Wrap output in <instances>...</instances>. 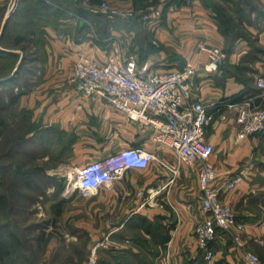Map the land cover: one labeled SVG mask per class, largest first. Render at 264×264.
<instances>
[{
    "label": "crops",
    "instance_id": "1",
    "mask_svg": "<svg viewBox=\"0 0 264 264\" xmlns=\"http://www.w3.org/2000/svg\"><path fill=\"white\" fill-rule=\"evenodd\" d=\"M105 1L119 13L110 16L101 11ZM103 2L0 0V43L10 34L18 42L11 47L0 44V69L7 64L0 76L10 72L9 78L17 76L24 60L15 47L26 37L35 38L34 46L42 51L28 62L34 63V68L26 64L20 74H30L41 82L24 93L21 105L30 112L32 122L61 132L58 140L70 143L72 166L78 169V165L127 147L153 150L169 165H175L176 153L154 140L151 125L131 118L104 96L86 94L72 79L73 73L81 55L105 63L115 35L123 38L129 57H135L139 64L149 61L153 71L183 69L188 62H198L193 94L212 115L207 138L215 146L210 160L218 171L217 183L243 176L220 198L233 207L238 223L243 224L238 230L241 244L219 231L211 244L213 257H205L195 232L204 217L199 163L191 166L186 162L181 163L174 182H170L173 173L169 168L153 162L147 168L126 170L87 194L77 190V184L68 183L69 195L55 203L57 217L72 226L67 234L72 244L78 246L76 242L83 240L80 253L88 255L96 242L108 237L103 249L142 253L146 248L158 254L155 264H251L244 257L250 251L264 264V132L239 136L237 113L229 107L230 102H243L248 96H255L256 104L264 106V98L257 97L261 89L256 83V76L264 73V52H252L245 39L228 42L216 14L203 0L191 5L172 1L159 19L154 11H148L145 19L150 34L145 37L125 24L139 16L136 0ZM13 4L16 9L10 11ZM79 7L94 15H80ZM99 20L105 24L97 30ZM20 25L23 32L12 36L11 30L16 26L20 30ZM34 30L40 33L36 37ZM212 45L221 46L226 57L218 69L208 72L205 64L209 56L203 47ZM214 103L222 108L217 110ZM164 236L167 239L162 243Z\"/></svg>",
    "mask_w": 264,
    "mask_h": 264
},
{
    "label": "built area",
    "instance_id": "2",
    "mask_svg": "<svg viewBox=\"0 0 264 264\" xmlns=\"http://www.w3.org/2000/svg\"><path fill=\"white\" fill-rule=\"evenodd\" d=\"M191 5L195 0H184ZM15 4L10 11H13ZM101 11L115 16L119 11L105 1ZM156 18H161V9L154 10ZM133 13V12H131ZM146 15L145 17H147ZM209 61L205 64L208 72H213L226 57L219 45L205 46ZM200 65L191 61L183 69L153 71L149 61L139 64L135 57H129L122 37L114 36L111 54L105 63L81 55L76 62L73 80L89 95L106 97L117 109L125 111L131 118L143 121L154 128V140L172 150L177 155V163L169 165L153 150L127 147L105 158L90 160L81 165L76 172L77 188L84 194L98 190L106 183L119 178L126 170L147 168L158 162L173 173L174 182L180 173L182 162L191 166L199 163V179L203 192L202 208L204 217L195 228L199 246L206 258H212V242L219 231L231 235L241 244L238 232L243 224L238 223L232 206L221 201L227 188L235 187L243 176L217 183L218 171L211 162L215 150L207 138V126L212 115L206 105L193 94V80ZM261 89L257 97L264 98V73L256 76ZM217 110L221 104L214 103ZM229 107L237 113L236 120L241 126L239 136L264 132V106L256 104L255 96H248L243 102H230ZM109 238L96 242L90 249L85 264H98L99 249L108 245ZM245 260L251 264H263L256 253L245 252Z\"/></svg>",
    "mask_w": 264,
    "mask_h": 264
},
{
    "label": "rangeland",
    "instance_id": "3",
    "mask_svg": "<svg viewBox=\"0 0 264 264\" xmlns=\"http://www.w3.org/2000/svg\"><path fill=\"white\" fill-rule=\"evenodd\" d=\"M172 1L175 0H136L141 9L139 16L121 24L125 23L145 37L149 33L146 28L148 20L145 19L147 12L161 9L163 14V8ZM214 3L223 9L210 6L217 16L223 12L232 20V27L222 28L228 42L245 39L252 47L264 48L263 0H217ZM100 24L103 27L105 22L99 20L97 30ZM16 28L11 30L12 36L23 32L22 25L20 30ZM32 32L35 37L40 34L37 30ZM10 36L1 40V46L11 47L18 43ZM34 40L26 37L20 46L15 47L21 50L23 66L29 64V68H34V63L28 62L42 51L41 47L34 46ZM6 67L7 64L1 67V73ZM40 82V78L19 73L13 82L0 86V122H4L0 125V198H3L0 202V235L9 237L11 233L14 237L16 243L11 261L16 264H85L89 254L80 253L83 240L76 242L78 246L73 245L72 237L67 235L72 232V226L56 214L55 202L69 195L68 183L78 184L77 166L71 165L68 142L58 140L61 132L59 134L54 127L32 122L30 113L21 105L22 99L11 104L12 95L27 92ZM29 176L34 179L31 187L25 183ZM141 250L140 256L130 255L132 264H155L158 254L146 248ZM98 256V264H128L129 261L121 263L115 254L103 248L99 249Z\"/></svg>",
    "mask_w": 264,
    "mask_h": 264
},
{
    "label": "trees",
    "instance_id": "4",
    "mask_svg": "<svg viewBox=\"0 0 264 264\" xmlns=\"http://www.w3.org/2000/svg\"><path fill=\"white\" fill-rule=\"evenodd\" d=\"M104 0H90V3L93 5V4H101ZM204 1V4L207 5V6H214L216 9L218 10H223L222 7L219 8L220 4H216L214 3V1H217V0H203ZM208 1H213V2H208ZM81 6V4L79 5ZM79 13L80 15H83L84 17L86 16H91V15H94L92 13V11L90 10H87V9H84L83 7L80 8L79 7ZM95 15H99V14H95ZM216 18L218 19L219 23H220V27L221 28H228L229 27H232V20L230 19V17L221 12V15L217 16L215 15ZM231 20V21H230ZM264 52V48H261V47H253V50L252 52ZM23 66V62L20 64L19 66V70L17 72V75L20 73V70ZM12 74V72H10L9 74L7 75H3V76H0V86H3V85H7L9 84L10 82H13L14 79L17 77L16 75H14L13 77H10L9 76ZM8 89V88H6ZM1 91H4V90H1ZM24 91H19V92H16L14 95L11 96V104H15L19 99L22 98V96L24 95ZM20 101V100H19ZM26 109H24L25 111ZM28 111V110H26ZM29 112V111H28ZM30 113V112H29ZM4 122H0V125H3ZM62 141V140H61ZM64 142V141H62ZM68 145H69V148H70V143L68 142ZM39 173H35L34 175H37ZM1 181V179H0ZM25 183L28 187H31L34 183V179L33 177H30L27 178L25 180ZM3 200V198H0V202ZM9 237H4L3 235H0V264H16L14 261H11V257L13 256V253H14V243L15 240L14 237L12 236L11 233L8 234ZM12 238V239H11ZM167 237L164 236L162 243H164L166 241ZM165 240V241H164ZM137 241L141 242L142 244L144 242V240H142V238H138ZM109 252H111L112 254H115V257L118 258L120 260V262L122 263L125 262V260H129L128 261V264H132V262L130 261V255H136V256H140L141 253H135L133 250H109Z\"/></svg>",
    "mask_w": 264,
    "mask_h": 264
},
{
    "label": "bare ground",
    "instance_id": "5",
    "mask_svg": "<svg viewBox=\"0 0 264 264\" xmlns=\"http://www.w3.org/2000/svg\"><path fill=\"white\" fill-rule=\"evenodd\" d=\"M78 182V181H77Z\"/></svg>",
    "mask_w": 264,
    "mask_h": 264
}]
</instances>
